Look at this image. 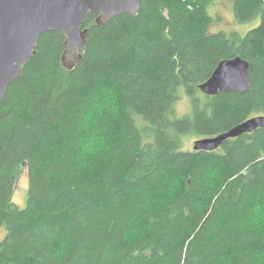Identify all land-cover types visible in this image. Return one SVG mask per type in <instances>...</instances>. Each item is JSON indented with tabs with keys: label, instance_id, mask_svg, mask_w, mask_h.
Returning a JSON list of instances; mask_svg holds the SVG:
<instances>
[{
	"label": "trees",
	"instance_id": "1",
	"mask_svg": "<svg viewBox=\"0 0 264 264\" xmlns=\"http://www.w3.org/2000/svg\"><path fill=\"white\" fill-rule=\"evenodd\" d=\"M223 1L239 30L212 32ZM97 18L73 71L65 37L44 33L0 104V264H264V222H251L264 214V128L215 152L186 147L264 117V0H141L136 17ZM237 57L252 90L204 95ZM106 90L116 114L92 131L105 146L85 151ZM183 95L191 112L179 117Z\"/></svg>",
	"mask_w": 264,
	"mask_h": 264
},
{
	"label": "water",
	"instance_id": "2",
	"mask_svg": "<svg viewBox=\"0 0 264 264\" xmlns=\"http://www.w3.org/2000/svg\"><path fill=\"white\" fill-rule=\"evenodd\" d=\"M141 0H0V104L10 85L23 75V68L36 55L40 37L58 32L65 37L62 64L73 71L88 49L90 14L96 24L107 26L115 18L140 12ZM210 97L219 93L252 90L250 65L237 57L222 61L212 77L199 86ZM264 128V117H255L215 137L195 142L196 152H215L227 141Z\"/></svg>",
	"mask_w": 264,
	"mask_h": 264
},
{
	"label": "rangeland",
	"instance_id": "3",
	"mask_svg": "<svg viewBox=\"0 0 264 264\" xmlns=\"http://www.w3.org/2000/svg\"><path fill=\"white\" fill-rule=\"evenodd\" d=\"M215 10H219L222 19H223V24L216 25L212 32H219L221 30L219 29H225L223 31L227 30H239L237 26L234 24V19H233V12H232V4L229 1H223L218 8ZM259 25V21H255L249 25L244 26V33L253 30ZM241 31V30H240ZM243 33V34H244ZM94 107L91 110V120L87 123L86 127V133L84 136V148L85 151H98L104 148L105 146V141L103 137H101L99 134L92 133L93 127L95 126V118L96 117H103V114L105 116V113L111 112L112 114H116V109H117V102L116 98L113 92L109 91H104L102 94H99L97 96L96 102L93 105ZM177 112L179 117H185L186 114L188 115L191 112V103L188 97L183 95L182 100L180 103L177 105ZM197 141L196 138H193L187 142L186 147L188 150H194V144ZM27 191H28V177L23 176L21 180L18 183L16 193H15V203L18 204L20 207L24 208L26 204V198H27ZM259 208L254 209V214L251 217V222L254 227H258L261 222H264V214H260ZM256 219V220H255ZM263 219V221H262ZM255 220V221H252ZM1 236H4V233L1 234Z\"/></svg>",
	"mask_w": 264,
	"mask_h": 264
}]
</instances>
